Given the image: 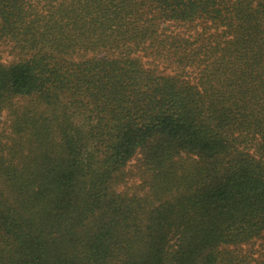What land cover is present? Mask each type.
<instances>
[{"label": "trees", "instance_id": "trees-1", "mask_svg": "<svg viewBox=\"0 0 264 264\" xmlns=\"http://www.w3.org/2000/svg\"><path fill=\"white\" fill-rule=\"evenodd\" d=\"M0 264H264V0H0Z\"/></svg>", "mask_w": 264, "mask_h": 264}, {"label": "rangeland", "instance_id": "rangeland-1", "mask_svg": "<svg viewBox=\"0 0 264 264\" xmlns=\"http://www.w3.org/2000/svg\"><path fill=\"white\" fill-rule=\"evenodd\" d=\"M0 56L2 59L6 60L7 58H9L11 55L8 51L7 48L5 47H0Z\"/></svg>", "mask_w": 264, "mask_h": 264}]
</instances>
